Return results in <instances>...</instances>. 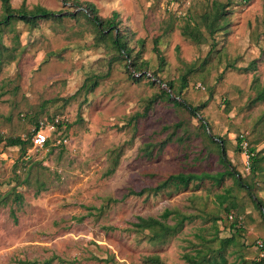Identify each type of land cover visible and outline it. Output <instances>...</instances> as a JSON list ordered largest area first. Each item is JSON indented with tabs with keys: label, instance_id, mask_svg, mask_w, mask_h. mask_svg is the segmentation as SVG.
Wrapping results in <instances>:
<instances>
[{
	"label": "rangeland",
	"instance_id": "374dc122",
	"mask_svg": "<svg viewBox=\"0 0 264 264\" xmlns=\"http://www.w3.org/2000/svg\"><path fill=\"white\" fill-rule=\"evenodd\" d=\"M22 3L63 16L0 26V264H148V255L190 264L185 254L210 257L203 264L215 257L217 264H256L264 255L257 246L264 240L257 206L264 203V0H10L15 9ZM86 3L102 19L117 13L112 33L119 31L128 54L113 34L97 33ZM219 4L226 13L214 28ZM4 14L0 0V20ZM184 27H195L201 40ZM183 76L187 86L178 92ZM163 89L205 106L192 115ZM51 118L61 123L50 133L54 144L23 146L25 158L20 146L7 145ZM238 138L257 154L255 173ZM212 140L223 144L224 159ZM178 172L199 179L126 195ZM232 200L240 230L226 219ZM166 208L192 219L150 242Z\"/></svg>",
	"mask_w": 264,
	"mask_h": 264
},
{
	"label": "trees",
	"instance_id": "16d2710c",
	"mask_svg": "<svg viewBox=\"0 0 264 264\" xmlns=\"http://www.w3.org/2000/svg\"><path fill=\"white\" fill-rule=\"evenodd\" d=\"M1 1H2V5H3V9H4L5 14H4L3 19L0 20V26L2 24H8L13 19H19L25 23L30 24L33 21H36L38 19H47V18L61 19V17L63 16L60 11L49 10L43 6L37 5L34 8L28 10L25 8L24 3H22V5L19 8L15 9V8L11 7L10 0H1ZM85 6H86L85 8L90 10V14H91L90 21L95 25L97 33L100 34L103 38L104 37H110L113 34V41L117 45L116 47L122 53L128 54L129 50L126 47L124 40L121 39V36L119 35V31L112 33V28L117 29V24L115 21L117 13H115L113 15V19H102L97 15L94 5H92L90 3H86ZM217 10H218V12L214 15L213 22L211 23V26L214 28H217V27L222 28L218 23L215 24V22H217V19L219 17L225 16L226 5H224V4L217 5ZM71 15H73V14H71ZM214 28H212V30H215ZM183 34L188 36L189 38L197 41V42L200 41L202 38V34L199 33V31L195 27L192 29H189L188 27H184ZM93 84H96V82H94ZM168 86H169L170 90L172 91L173 90V84L171 82H168ZM186 86H187V80L183 76L181 79V84H180L178 92H180V90H182ZM161 92H162V95H164L168 99L172 100L175 105H181V106L186 107L187 110L192 115H197L198 110L202 106H205V103H202L201 105L193 106L184 100L179 101V100H177V95H179V93L176 95V97H172V93L168 90L166 91L163 89ZM258 98L264 99V92L261 93ZM154 99H155V97L150 99V103L152 101H154ZM148 108L149 107L147 106L146 110ZM47 118H50V116H48ZM34 124L38 125V122L36 121ZM201 125L204 129L208 128V125L204 121L201 122ZM60 126H61V123L57 125V129L60 128ZM30 137H31V133H29V136L27 139H22L19 136L18 137H9L6 139V143H7V145H10V146H20V148L22 149V152L24 153V158H25L27 151L25 150L26 148H24L23 146H31ZM215 138L218 139L222 143L224 142L223 139H221V137H219V136H216ZM242 140H243L242 138H238V144H237L238 150H240V149L243 150L242 145H241ZM50 141L51 140L48 139L46 144H50ZM166 141L167 140L165 139L163 141L164 142L163 144H165ZM212 141L219 146L221 158L224 159L225 158V150L223 149V144L219 143V141H216V140H212ZM161 148H162V145H161ZM247 151L250 153V156H249L250 173H255L258 169V166H259L257 163L258 162L257 161V154L255 153L254 148L249 147L247 149ZM227 174L234 178V182L238 187H243V188H246L247 190L251 191V188H252L251 185L249 183H247L246 181H244V179L241 177V175L238 172H236V171L231 172L230 170H227ZM198 179L199 178L193 173L178 172V173H174V174H169L164 180H162L160 183H158L155 186L142 188L140 190L130 189V190H128L126 195H132L133 194V195L141 196L144 193H147V194L157 193L160 190L167 188L168 186H174L176 188L186 187L190 182H192L194 180H198ZM217 180H220V178H218ZM227 197H228L227 195H220L221 201L226 200ZM257 206H258V209L260 210V213L264 219V203L261 201V199H258ZM234 209H236V203L234 202V200H232L230 202V204H228L225 207L226 219L228 220V222H230L229 226L235 227L236 230H240L241 228H243L242 227L243 226L242 225L243 220H242V218L239 220L240 215H238L234 211ZM230 215H232V218H230ZM169 216L172 217V219L174 220V223L171 224V223L167 222ZM191 219H192L191 214L183 213L180 210H173V209H167L166 208L160 214L159 219L154 220L155 223L152 227V234L149 235L148 239L150 242L161 243L169 235H173L176 232H178L179 230H181L183 223L186 220H191ZM216 219L217 218H215V220ZM134 226L139 228V229L145 228L141 222L135 223ZM233 240L234 239L232 236L222 238L220 240V242H221L220 248L221 249L225 248L226 245L231 244L233 242ZM183 257L190 264H203L204 262L210 261V259H209L210 257H208V256L205 257V256L198 255V257H199L198 258L194 255L185 254ZM50 261L51 260L49 259L47 261V263L50 264ZM212 261L215 264H217L216 257ZM144 262L148 263V264H166L157 255H148V256L144 257ZM256 264H264V255L260 260L256 261Z\"/></svg>",
	"mask_w": 264,
	"mask_h": 264
},
{
	"label": "built area",
	"instance_id": "2783aa9c",
	"mask_svg": "<svg viewBox=\"0 0 264 264\" xmlns=\"http://www.w3.org/2000/svg\"><path fill=\"white\" fill-rule=\"evenodd\" d=\"M58 123H59V120L57 118H52L50 120L45 119L44 121H39L38 125H34L35 127L33 128V131L31 133V137H30L31 146H33V147H43L46 144L47 140L50 139L49 138L50 133H51L52 130H54V128L58 125ZM45 131H47L48 133H46ZM65 140H66V138L57 139L58 142H63ZM50 142H51V144L55 143L54 140H51ZM241 145H242V148H243V151H244V155H246V157L248 159L247 163H246V166H247V169H249V156H250V153L247 151V146H246L245 143H243V141H242ZM230 218H232V215H230ZM241 218L242 217L239 216V220ZM257 245L259 247H264V240L258 241Z\"/></svg>",
	"mask_w": 264,
	"mask_h": 264
}]
</instances>
